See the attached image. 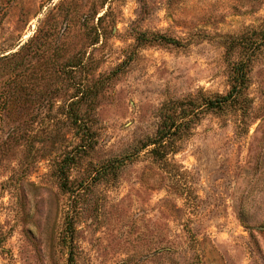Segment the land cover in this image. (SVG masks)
I'll return each mask as SVG.
<instances>
[{"label":"rangeland","instance_id":"374dc122","mask_svg":"<svg viewBox=\"0 0 264 264\" xmlns=\"http://www.w3.org/2000/svg\"><path fill=\"white\" fill-rule=\"evenodd\" d=\"M263 29L264 0H0V264H264ZM239 62L246 110L150 155Z\"/></svg>","mask_w":264,"mask_h":264},{"label":"trees","instance_id":"16d2710c","mask_svg":"<svg viewBox=\"0 0 264 264\" xmlns=\"http://www.w3.org/2000/svg\"><path fill=\"white\" fill-rule=\"evenodd\" d=\"M261 39L264 40V29L261 32ZM145 39L144 35H139L138 42H141ZM154 41L164 42L168 45L178 46L176 40L167 39V38H152ZM146 41V40H143ZM148 43V42H147ZM232 46V45H231ZM230 46V47H231ZM246 52L251 55L254 54L251 48H247ZM250 68L249 65L244 62H239L233 65L231 70V87L230 90L225 95H216L215 97L206 98L203 101V108L197 113H194L193 110L186 111L184 113L175 114L172 110L171 114H162L161 122L156 131L155 137L150 140L143 147L147 148L153 146L149 151L150 155L154 157L164 158L168 154L175 152L174 143L177 136H179L186 128H188L195 118H198L199 114L202 113H220L226 112L229 109H235L237 107H243L247 104V83L249 81ZM246 110V106L240 108L239 110ZM246 113L243 112V116Z\"/></svg>","mask_w":264,"mask_h":264}]
</instances>
